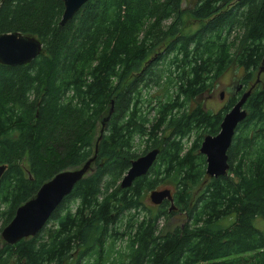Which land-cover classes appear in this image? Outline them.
Masks as SVG:
<instances>
[{
	"label": "trees",
	"instance_id": "16d2710c",
	"mask_svg": "<svg viewBox=\"0 0 264 264\" xmlns=\"http://www.w3.org/2000/svg\"><path fill=\"white\" fill-rule=\"evenodd\" d=\"M181 2L88 0L61 25L63 0H0V34L42 44L29 63H0V231L44 182L93 158L39 232L0 236V264H264V70L227 173L209 177L199 151L264 69V0H196L187 33ZM232 69L241 88L222 108L193 105ZM161 186L172 201L152 210L143 199Z\"/></svg>",
	"mask_w": 264,
	"mask_h": 264
},
{
	"label": "water",
	"instance_id": "95a60500",
	"mask_svg": "<svg viewBox=\"0 0 264 264\" xmlns=\"http://www.w3.org/2000/svg\"><path fill=\"white\" fill-rule=\"evenodd\" d=\"M88 0H63L64 10L60 24L66 23L79 8ZM42 50V44L38 38L32 35H23L20 32H8L0 34V63L5 65H22L29 63L37 57ZM256 81L244 91L235 104L224 114L220 129L216 135L204 136L199 151L206 159V174L209 177L225 175L228 171L227 150L239 122L247 112L244 103L253 87L260 80V73ZM241 88L238 81L235 92ZM223 93H221V98ZM159 149L154 148L133 159L129 168L120 181V187H129L134 179L147 173L155 161ZM93 158L88 159L82 166L66 169L55 174L44 182L36 194L17 207L13 218L0 231L1 238L6 243H15L21 238L34 236L39 232L53 210L68 195L76 182L82 179L90 169ZM6 164H0V178L6 170ZM152 203L158 205L163 200L172 201L170 189L152 190L149 194Z\"/></svg>",
	"mask_w": 264,
	"mask_h": 264
},
{
	"label": "rangeland",
	"instance_id": "374dc122",
	"mask_svg": "<svg viewBox=\"0 0 264 264\" xmlns=\"http://www.w3.org/2000/svg\"><path fill=\"white\" fill-rule=\"evenodd\" d=\"M196 0H182L181 2V7L184 9V16H183V28L182 31L184 33L194 31L198 27V21L194 19L188 12L190 8L194 5ZM241 71L237 70H229L226 72L219 83L215 86V88L208 93H204L197 97L193 101V105L196 103H200L203 105L205 109L211 110V111H218L220 108H222L226 102L228 101L229 97L233 96L235 94V86L237 84L238 78L241 77ZM155 91V89L152 90V93ZM221 93H223V97L221 98ZM234 93V94H233ZM161 94V93H160ZM155 95H159L155 94ZM236 95V94H235ZM153 116V113L151 112L150 117ZM100 127V123H98V128ZM93 168H90L89 172H91ZM170 189L173 191V188L171 186H161L158 188L160 189ZM151 191H147L145 194V197L143 199L144 204L148 207L151 208L152 210H155L156 204L152 203L150 200L149 194ZM178 222L181 221L182 217L177 216ZM254 225L264 233V220L261 218H256L254 220Z\"/></svg>",
	"mask_w": 264,
	"mask_h": 264
},
{
	"label": "flooded vegetation",
	"instance_id": "af4514ba",
	"mask_svg": "<svg viewBox=\"0 0 264 264\" xmlns=\"http://www.w3.org/2000/svg\"><path fill=\"white\" fill-rule=\"evenodd\" d=\"M260 74H261V73H260ZM237 91H238V90H237ZM237 91H236V92H237ZM236 92H235V93H236ZM233 94H234V93H233ZM163 201H164V200H163ZM163 201H162V202H163ZM162 202H161V203H162ZM158 205H159V204H158Z\"/></svg>",
	"mask_w": 264,
	"mask_h": 264
}]
</instances>
